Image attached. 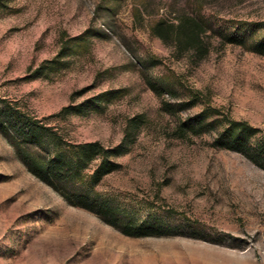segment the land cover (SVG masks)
I'll list each match as a JSON object with an SVG mask.
<instances>
[{
  "label": "rangeland",
  "instance_id": "374dc122",
  "mask_svg": "<svg viewBox=\"0 0 264 264\" xmlns=\"http://www.w3.org/2000/svg\"><path fill=\"white\" fill-rule=\"evenodd\" d=\"M198 14L201 50L154 28ZM263 34L264 0H0V107L50 128L21 151L47 155L53 132L118 147L94 190L122 223L168 231L127 235L71 204L0 131V264H264V168L211 125L180 128L212 107L264 137Z\"/></svg>",
  "mask_w": 264,
  "mask_h": 264
},
{
  "label": "trees",
  "instance_id": "16d2710c",
  "mask_svg": "<svg viewBox=\"0 0 264 264\" xmlns=\"http://www.w3.org/2000/svg\"><path fill=\"white\" fill-rule=\"evenodd\" d=\"M205 23L206 21L198 14L180 17L175 26L165 25L164 20L158 21L154 28L158 30V35L163 40L173 42L178 49L192 46L201 50L199 42ZM230 38L231 42L240 44L246 42V36L238 32L232 33ZM250 49L264 55V34L252 41ZM195 99L196 97L191 99V102H194L192 104H195ZM219 114L216 109L206 107L182 122L180 128L183 130L188 127L201 133L205 131L204 126L211 125L216 130L213 141L216 147L241 152L264 168V137H258L260 129L247 121L233 119L229 115L220 117ZM48 130H50L48 126L22 115L16 109L0 107V131L11 136L18 155L28 169L58 190L68 202L96 212L106 222L127 235L153 236L168 232L167 229H162L157 223L152 222H143L139 225H134L130 221L122 223L117 209L94 190L105 176L120 166L115 159L120 153L118 147H105L99 141L64 146L61 143L62 138L53 132L51 133L53 146L47 155L33 152L24 154L21 151V142H26L29 138L34 142V146H42L39 136ZM88 169L91 170L88 172Z\"/></svg>",
  "mask_w": 264,
  "mask_h": 264
}]
</instances>
